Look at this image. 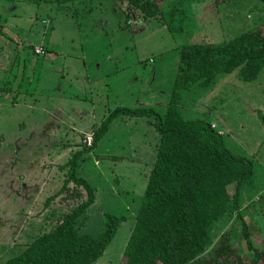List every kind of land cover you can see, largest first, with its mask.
<instances>
[{
	"label": "rangeland",
	"instance_id": "374dc122",
	"mask_svg": "<svg viewBox=\"0 0 264 264\" xmlns=\"http://www.w3.org/2000/svg\"><path fill=\"white\" fill-rule=\"evenodd\" d=\"M156 3L160 14L146 19L126 0H0V264L87 199L73 182L54 197L76 154L78 177L96 190L80 231L99 235L104 213L126 218L93 264L124 262L159 135L153 118L132 115L114 118L89 148L93 133L118 107L165 114L182 45L227 41L264 20L258 0ZM179 109L185 119H200L223 135L233 153L253 160L241 210L213 229L216 238L230 230L253 256L239 215L262 249L264 210L256 202L264 188V74L252 82L238 72L221 75L210 87L183 92ZM228 191L233 195L235 185Z\"/></svg>",
	"mask_w": 264,
	"mask_h": 264
},
{
	"label": "trees",
	"instance_id": "16d2710c",
	"mask_svg": "<svg viewBox=\"0 0 264 264\" xmlns=\"http://www.w3.org/2000/svg\"><path fill=\"white\" fill-rule=\"evenodd\" d=\"M258 1L264 4V0ZM126 3L146 19L160 14L156 0ZM234 72L243 82L255 81L264 74V20L227 41L182 45L174 92L165 114L150 107H118L93 133L89 148L114 118L132 115L153 118L159 135L156 159L121 264H264V242L262 249L255 248L241 215L243 235L253 256L240 249L230 230L219 238L213 232L231 211L241 210L242 191L254 176L253 160L233 153L223 135L200 119H185L179 109L183 92L210 87L219 76ZM77 156L65 165L67 177L54 197L73 182L87 191V199L65 214L53 230L36 237L4 264H93L104 255L126 218L104 213L99 235L80 231L82 217L94 203L96 190L78 177ZM230 185H235L233 195L228 191ZM256 204L264 210V192Z\"/></svg>",
	"mask_w": 264,
	"mask_h": 264
},
{
	"label": "crops",
	"instance_id": "0c3cea01",
	"mask_svg": "<svg viewBox=\"0 0 264 264\" xmlns=\"http://www.w3.org/2000/svg\"><path fill=\"white\" fill-rule=\"evenodd\" d=\"M258 191H260V192H259V194L257 196H259L262 192H264V188L258 189Z\"/></svg>",
	"mask_w": 264,
	"mask_h": 264
}]
</instances>
